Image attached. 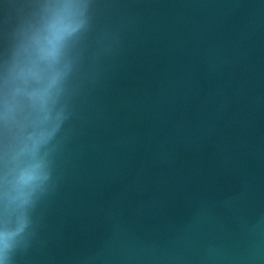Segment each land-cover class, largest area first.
<instances>
[{
  "label": "water",
  "instance_id": "water-1",
  "mask_svg": "<svg viewBox=\"0 0 264 264\" xmlns=\"http://www.w3.org/2000/svg\"><path fill=\"white\" fill-rule=\"evenodd\" d=\"M0 264H264V0H0Z\"/></svg>",
  "mask_w": 264,
  "mask_h": 264
}]
</instances>
